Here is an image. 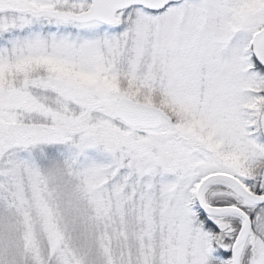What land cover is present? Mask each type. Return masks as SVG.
<instances>
[{
	"label": "snow or ice",
	"instance_id": "snow-or-ice-1",
	"mask_svg": "<svg viewBox=\"0 0 264 264\" xmlns=\"http://www.w3.org/2000/svg\"><path fill=\"white\" fill-rule=\"evenodd\" d=\"M0 264H264V0H0Z\"/></svg>",
	"mask_w": 264,
	"mask_h": 264
}]
</instances>
